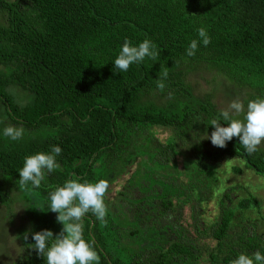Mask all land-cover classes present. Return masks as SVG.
I'll use <instances>...</instances> for the list:
<instances>
[{
    "label": "trees",
    "instance_id": "16d2710c",
    "mask_svg": "<svg viewBox=\"0 0 264 264\" xmlns=\"http://www.w3.org/2000/svg\"><path fill=\"white\" fill-rule=\"evenodd\" d=\"M146 38L155 59L114 68L125 39L137 46ZM202 72L237 89L245 110L264 97V0H0V205L10 215L17 202L24 214L13 264H45L27 247L31 234L23 236L61 231L45 203L70 179L109 182L107 223L91 212L83 218L99 264H230L241 253L264 254L259 203L222 177L234 160L242 168L232 166L233 174L264 179V147L249 154L236 137L224 148L207 139L222 108L197 91ZM6 126L22 127L23 137H5ZM52 146L62 150L60 167L45 171L39 188L20 191L24 158Z\"/></svg>",
    "mask_w": 264,
    "mask_h": 264
},
{
    "label": "clouds",
    "instance_id": "9594fccd",
    "mask_svg": "<svg viewBox=\"0 0 264 264\" xmlns=\"http://www.w3.org/2000/svg\"><path fill=\"white\" fill-rule=\"evenodd\" d=\"M198 36L204 46L211 41L206 30L201 27ZM155 46L149 39H144L137 46L125 39L114 60V68L126 72L133 63L142 62L145 57L155 59L158 53L153 49ZM198 48V40L193 39L186 55H195ZM168 76L167 69H164L157 79V87L160 90L165 88L163 80ZM243 113V119H239ZM220 118L211 120V127L214 129L207 139H210L213 146L224 148L226 142L234 137L239 139L247 153L252 154L264 142V97H257L244 104L236 99L230 102L226 109L220 112ZM221 118L227 126H221ZM3 135L12 141L21 139L24 129L14 126H6ZM59 146H52L51 153L40 152L24 158L23 167L18 171L19 180L16 182L20 191L31 192L41 186L45 179V171L51 173L60 167L56 156L61 153ZM31 185V187H29ZM109 189V182L100 179L96 182H79L77 179L65 181L63 186H58L48 193L47 211L57 213L56 221L62 224L61 231L55 235L50 230H42L32 233L31 229L23 236L28 240L29 234L35 241L27 245L28 248L37 252L45 260V264H99V256L93 246L85 240L83 234V218L91 212L98 221L106 224L107 207L105 195ZM39 208V207H38ZM230 264H264V254L259 251L249 256L241 253L237 258L230 261Z\"/></svg>",
    "mask_w": 264,
    "mask_h": 264
},
{
    "label": "rangeland",
    "instance_id": "374dc122",
    "mask_svg": "<svg viewBox=\"0 0 264 264\" xmlns=\"http://www.w3.org/2000/svg\"><path fill=\"white\" fill-rule=\"evenodd\" d=\"M12 1V0H11ZM226 85V86H225ZM218 85L215 80L211 81V78L208 74L199 73L197 88L199 92L207 91V93L212 94L213 97H216V101L219 102L220 108L226 109L230 102L233 100H240L241 97L237 96L238 90L231 87L227 84ZM157 137L164 140L168 136L166 130H157ZM264 147V142L261 143ZM179 162V158H177ZM242 168L241 164L237 161H230L223 168L224 174H222L227 184H238L247 189V192L253 195L256 201L259 203L258 214L264 216V179L254 175L251 171L242 169L239 174H233L230 171L232 166H239ZM115 189L118 188V185L115 184ZM11 213L6 215V211L0 205V264H13L18 255V241L16 239V234L20 230V217H24L22 208L19 203L12 202L9 203ZM183 222L187 224L188 219V209H183ZM214 208L209 204L205 211V216L211 218ZM254 210H249L246 212L245 216L248 220H253L256 217ZM258 217V216H257ZM209 245H212L210 243Z\"/></svg>",
    "mask_w": 264,
    "mask_h": 264
}]
</instances>
